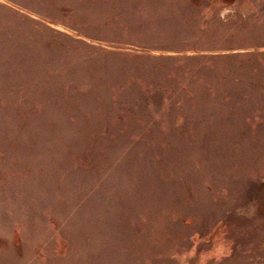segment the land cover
<instances>
[{"label": "rangeland", "instance_id": "obj_1", "mask_svg": "<svg viewBox=\"0 0 264 264\" xmlns=\"http://www.w3.org/2000/svg\"><path fill=\"white\" fill-rule=\"evenodd\" d=\"M0 264H264V0H0Z\"/></svg>", "mask_w": 264, "mask_h": 264}]
</instances>
